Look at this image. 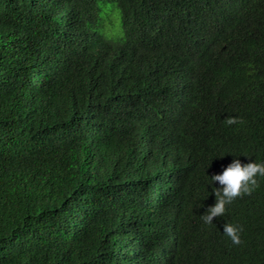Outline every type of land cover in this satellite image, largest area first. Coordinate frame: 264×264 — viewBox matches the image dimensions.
<instances>
[{
  "label": "trees",
  "instance_id": "1",
  "mask_svg": "<svg viewBox=\"0 0 264 264\" xmlns=\"http://www.w3.org/2000/svg\"><path fill=\"white\" fill-rule=\"evenodd\" d=\"M234 158L264 0H0V264H264V177L202 220Z\"/></svg>",
  "mask_w": 264,
  "mask_h": 264
},
{
  "label": "clouds",
  "instance_id": "2",
  "mask_svg": "<svg viewBox=\"0 0 264 264\" xmlns=\"http://www.w3.org/2000/svg\"><path fill=\"white\" fill-rule=\"evenodd\" d=\"M227 122L228 124H234L237 121L235 117H232ZM258 176L264 177V162L250 161L242 163L239 158H234L226 167H223L221 172L211 175L208 185L218 181L220 187L215 185L212 187L216 201L202 215L204 223H213V217L223 216L226 212V206L230 205L236 197L242 193H251L258 186ZM241 231V227L232 223L224 224L223 232L231 239L233 244L238 245L241 243Z\"/></svg>",
  "mask_w": 264,
  "mask_h": 264
}]
</instances>
